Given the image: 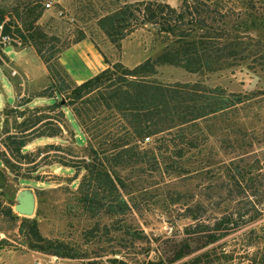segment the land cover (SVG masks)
<instances>
[{
	"label": "trees",
	"instance_id": "16d2710c",
	"mask_svg": "<svg viewBox=\"0 0 264 264\" xmlns=\"http://www.w3.org/2000/svg\"><path fill=\"white\" fill-rule=\"evenodd\" d=\"M45 2L39 0L38 5L27 9L24 28L15 26V30L23 43L34 46L46 67L48 84L0 112L3 147L0 177L4 170L16 182H31L42 180L39 171L47 165L73 168L83 174L74 190L71 186L66 188L74 201L69 204L71 212L90 218L102 213L124 214L136 207L137 190L153 185L147 179L157 176L171 179L188 172L189 162L194 156L200 157L207 143L201 128L207 117L227 114V118L229 112L233 117V112L248 99L239 93L224 95L218 91L205 96L190 84L163 83L153 77L157 67L171 65L190 73L205 74L229 66L228 59L242 60L249 53L257 54L260 51L257 46L263 40L256 33L264 29V0H182L179 11L166 3L152 1L117 5L96 17L98 28L114 46L120 48L126 35L146 23L159 24L158 30H152L161 35L165 46L155 57L132 67L104 57L106 67L80 83L71 78L59 59L70 47L69 42L55 49L50 41L57 38L48 36L37 24L46 9ZM6 13L0 7L3 33L10 32L13 24L12 19L5 21ZM251 33L256 44L245 43L242 37ZM86 38L80 32L74 43ZM34 97L54 98V102L30 107L28 104ZM65 108L71 111L85 136L82 153L66 152L59 156L61 146L53 143L23 152L28 142L39 137L56 138L66 134L74 142ZM9 117L14 126L9 125ZM48 157L50 161L37 165ZM23 164L27 165L25 173H21ZM138 181L142 185L137 189L134 184ZM43 193L45 190L41 189L39 194ZM2 195L0 192V214L12 222L19 221V233L29 249L61 258H88L78 245L43 236L37 219L13 214ZM151 196L158 204V195ZM169 198L165 201L166 207L170 202L177 203L182 196L169 195ZM185 211L184 215L190 208ZM227 217L216 220L215 232L209 235L208 243L228 234ZM99 225L96 222L88 233L93 235ZM190 252L189 244L183 243L173 251L171 261L182 259ZM208 254L205 252L202 256L208 257Z\"/></svg>",
	"mask_w": 264,
	"mask_h": 264
},
{
	"label": "rangeland",
	"instance_id": "374dc122",
	"mask_svg": "<svg viewBox=\"0 0 264 264\" xmlns=\"http://www.w3.org/2000/svg\"><path fill=\"white\" fill-rule=\"evenodd\" d=\"M138 1L166 3L179 11L182 0H58L43 10L37 24L48 36L57 38L50 41L55 49L65 42L71 47L83 32L98 45L108 61H120L132 67L162 51L165 44L161 35L141 26L126 35L117 48L98 28L96 17L117 5ZM38 4L39 0H0V7L7 12L5 21L12 19L15 24L10 25L11 31L7 32L14 42L0 51V64L5 65L6 53L15 63L22 58L28 76L14 63L0 66V109L15 103L10 75L18 100L48 84L46 67L34 46L23 43L15 30V26L24 28L27 9ZM256 34L263 39L257 46L260 50L257 54L249 53L242 60L228 59L230 65L215 72L190 73L171 65L157 67L153 77L163 83L190 84L205 96L218 91L224 95L239 93L248 99L238 106L233 117L229 115L232 112L227 118V114L207 117L208 120L201 123L207 143L200 157L194 156L189 162L188 172L171 179L161 176L147 179L153 185L137 190L138 203L126 213H102L90 218L71 212L69 204L74 201L66 188L74 190L83 171L63 167L60 175L46 173L42 175L43 187L39 188L35 181L19 184L3 170L0 192L4 204L13 207L16 192L22 187H31L36 195V209L34 215L25 218H36L43 236L78 245L88 258H61L29 249L19 233V221L12 222L0 214V264H36L35 259H40L41 264H264V29ZM253 36L251 33L242 37L245 43L256 44ZM82 46L91 56L92 51L85 44ZM81 65L82 61L76 64L81 75H89L98 68L90 65L85 69ZM40 102L51 104L54 98L36 99L28 105L35 107ZM64 110L76 144L64 134L68 138L59 144L61 151L57 155L81 154L86 144L85 136L71 111ZM9 122L14 126L11 117ZM46 140L49 139L31 140L23 152L43 147ZM50 160L51 157L45 158L37 165ZM26 167L22 165L21 173H25ZM141 185L139 181L134 184L137 189ZM41 189L45 193L39 194ZM153 194L158 195V204L153 201ZM169 195L182 198L166 207ZM186 208H190V212L184 215ZM224 215L229 219L228 234L208 243L209 235L215 232L216 220ZM96 222L100 224L99 229L91 235L88 230ZM183 243L189 244L192 252L171 261L173 251ZM205 252L209 253L208 257L202 256Z\"/></svg>",
	"mask_w": 264,
	"mask_h": 264
},
{
	"label": "crops",
	"instance_id": "0c3cea01",
	"mask_svg": "<svg viewBox=\"0 0 264 264\" xmlns=\"http://www.w3.org/2000/svg\"><path fill=\"white\" fill-rule=\"evenodd\" d=\"M91 40L86 38V39H83L82 41L80 42H77L75 44H73L71 47L65 49L61 55H60V62L61 64L64 66V68L67 70V72L70 74L71 78L76 82V83H80L86 79H88L89 77L93 76L94 74H96L97 72H99L100 70L104 69L106 67V63L104 61V57L102 56V54L100 53V51L98 49L95 48V46L90 42ZM83 44L86 45V47H88L91 51H92V58L90 55H88V53L85 52V49H83ZM31 49V48H30ZM23 50V49H22ZM34 51V50H33ZM35 52V51H34ZM6 53V52H5ZM6 61H5V65L8 63H14V65L17 66V68L19 70H22L25 75L27 76L26 74V70L24 68V65H23V61H22V58L21 60L18 62V63H15L11 58L8 57V54L6 53ZM93 60L95 61L96 60V63L93 62ZM82 61V65L85 69H88V67L90 65H93V66H98V68L89 73V75H81V73H79V69L77 68L76 64L81 62ZM3 64H0V66H5ZM81 65V66H82ZM10 75V74H9ZM46 76H47V70H46ZM28 77V76H27ZM10 81H11V84H12V87H13V90H14V95H15V103H13V105L11 106H15L17 104V101H18V98H17V91H16V88H15V85H14V82H13V78L11 77L10 75ZM20 97V96H18ZM42 98H49V97H34L29 105L31 106V103L33 101H35L36 99H42ZM45 104H48V103H45V102H40L38 103L37 105L35 106H42V105H45ZM6 107H10V106H6ZM5 108V107H4ZM3 108V109H4ZM3 109H0V112L3 110ZM76 120V119H75ZM0 121H1V117H0ZM70 124V123H69ZM71 127V126H70ZM80 128V126H79ZM81 130V128H80ZM82 131V130H81ZM83 133V132H82ZM42 138H48L49 140H46V144H49V143H53V144H62L66 138H68L66 135H63L61 137H56V138H49V137H42ZM45 145V144H44ZM43 146V145H41ZM78 147H82V146H78ZM34 148H32L33 150ZM64 166H60V165H56V164H53V165H47L43 168L40 169V174L44 175L46 173L48 174H53V175H60V171H61V168H63ZM0 168H3L2 167V164L0 163ZM69 168V167H67ZM9 176V175H8ZM32 182V181H31ZM37 182L39 188L40 187H43L42 184H44V181L43 180H39V181H35ZM19 183V182H18ZM46 183V182H45ZM19 184H23V185H26V183H19Z\"/></svg>",
	"mask_w": 264,
	"mask_h": 264
},
{
	"label": "water",
	"instance_id": "95a60500",
	"mask_svg": "<svg viewBox=\"0 0 264 264\" xmlns=\"http://www.w3.org/2000/svg\"><path fill=\"white\" fill-rule=\"evenodd\" d=\"M146 28L158 30V23H146ZM36 209V195L31 187L20 188L15 195V202L12 207L13 214L17 216L31 217Z\"/></svg>",
	"mask_w": 264,
	"mask_h": 264
},
{
	"label": "built area",
	"instance_id": "2783aa9c",
	"mask_svg": "<svg viewBox=\"0 0 264 264\" xmlns=\"http://www.w3.org/2000/svg\"><path fill=\"white\" fill-rule=\"evenodd\" d=\"M58 0H47L45 2V7L49 8L53 5V2H57ZM0 28H2V25H0ZM14 40L11 38V36L7 33H3L2 29L0 31V51H4L5 48H7L8 46H12ZM35 263L36 264H41V260L40 259H35Z\"/></svg>",
	"mask_w": 264,
	"mask_h": 264
}]
</instances>
